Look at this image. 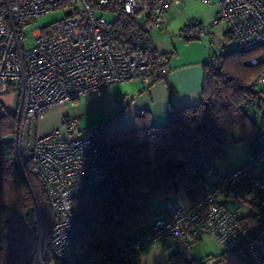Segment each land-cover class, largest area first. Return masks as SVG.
Segmentation results:
<instances>
[{"label":"built area","instance_id":"1","mask_svg":"<svg viewBox=\"0 0 264 264\" xmlns=\"http://www.w3.org/2000/svg\"><path fill=\"white\" fill-rule=\"evenodd\" d=\"M207 1V0H202ZM181 0H0V117L7 111L1 98L13 96L15 125L11 139L21 168L31 163L51 210L48 246L65 264H92L89 245L74 207V200L104 180L108 169V136L101 124L78 135L71 132L77 120L67 119L61 129L36 133V120L52 105L107 86L138 80L150 86L169 72V57L151 43L155 27L167 23V12ZM211 26L220 21L235 40V48L249 51L264 44V0H218ZM68 13L46 32L32 30L29 45L25 26L53 10ZM185 38L210 35L209 27L189 19L182 27ZM214 47L229 49L223 35L210 40ZM258 58H252L255 64ZM264 86V70L253 78ZM252 100H247L249 106ZM251 108L257 120L264 110V95ZM264 160V131L253 142L252 152L241 166L227 173L206 169L209 180L204 195L186 207L166 200L146 230H136L118 251L123 260L135 258L145 245L169 240L170 249L190 255L201 264L213 259L192 253V241L209 234L239 264H264V233L250 240L241 225V208H229L225 200L258 198L264 203V175L255 161ZM39 246L33 264H42Z\"/></svg>","mask_w":264,"mask_h":264},{"label":"trees","instance_id":"2","mask_svg":"<svg viewBox=\"0 0 264 264\" xmlns=\"http://www.w3.org/2000/svg\"><path fill=\"white\" fill-rule=\"evenodd\" d=\"M223 35L232 38L227 31ZM210 50L198 104L172 109L165 125L137 124L108 137L106 177L74 200L92 264H136L135 258H119L118 251L161 209L153 201L180 193L190 203L197 201L206 190V169L223 157L224 138L238 132L253 147L264 131V110L251 119V108H258L264 95V86L253 81L264 70V44L241 52L217 51L210 42ZM252 58L258 61L252 64ZM14 125L12 112L0 117V264H33L40 241L42 264H65L48 246L51 210L45 190L30 162L19 165L12 139L5 140ZM263 221L260 204L242 215L250 240L261 235ZM165 264L201 263L177 249Z\"/></svg>","mask_w":264,"mask_h":264},{"label":"crops","instance_id":"3","mask_svg":"<svg viewBox=\"0 0 264 264\" xmlns=\"http://www.w3.org/2000/svg\"><path fill=\"white\" fill-rule=\"evenodd\" d=\"M215 0H181L167 12V23L153 28L151 43L160 53L169 57V72L150 86H144L138 80H128L113 83L100 92L89 93L69 102L50 106L37 120L36 133L44 135L52 130L61 129L63 122L74 118L77 120L75 130L70 133L62 130L64 136L78 135L94 124H101L108 137L117 132L135 127L137 124L165 125L172 109L183 108L198 104L202 98L203 67L209 61L210 42L201 37L185 38L182 27L189 19L201 23L212 18L217 11ZM226 30H223V33ZM216 50H220L216 47ZM11 97L14 110L13 96L5 94L1 100L7 105L6 97ZM223 157L214 163L220 173H227L241 166L252 152V142L241 139L238 132L224 138L221 145ZM255 171L264 175V160L255 161ZM207 178V177H206ZM209 185L207 178L206 188ZM172 200L180 206L190 204L184 194L176 195ZM156 208L164 205V200H158ZM229 208L240 207L242 215L252 213V208L260 204L258 198L240 200L226 199ZM264 211V203L260 204ZM152 222L143 227L147 229ZM258 234L264 233V221L260 224ZM249 233V232H248ZM251 233V231H250ZM204 237L192 241V252L203 257H212L216 264H239L237 256L227 253L220 258V249L205 246ZM208 242V240H206ZM172 253L169 240L155 245H145L135 256L136 264H165V259Z\"/></svg>","mask_w":264,"mask_h":264},{"label":"rangeland","instance_id":"4","mask_svg":"<svg viewBox=\"0 0 264 264\" xmlns=\"http://www.w3.org/2000/svg\"><path fill=\"white\" fill-rule=\"evenodd\" d=\"M215 2L219 7L218 0H215ZM217 11H218V9H217ZM217 11L214 13L212 18L203 22V25L209 27V30L211 32L210 35H203L201 37L204 41L210 42V40L221 39L223 36L222 35L223 30L227 29L226 24L223 21H220L217 25L211 26L213 20L216 17ZM67 13H68V9L61 8L58 10H53V11H51L45 15H42L37 20L29 21L27 23V25L25 26V33H26L27 42L29 43V45L32 44L31 33H32L33 29H35L36 27H46V26L48 27V26L52 25L53 22L61 19ZM227 42H228V45L231 47V49H235L236 43H235L234 39H232V38L228 39ZM6 99H7L6 100V102H7L6 107L9 111H12V102H11L10 95L7 96ZM8 139H11V135H8L5 137V140H8ZM153 202H154L155 206H157V204H159V201L157 199H155ZM203 237H204L203 241L206 242V243H204L205 246H209V244H211V247L215 248V250L220 249L221 251H223L222 244L220 242H218V240L216 238H214L213 236H211L209 234L203 235ZM206 240H208V242ZM40 250H42V241H40V244H39V251ZM194 255H196L198 257H203V256H200L201 254H199V253L198 254L196 253Z\"/></svg>","mask_w":264,"mask_h":264}]
</instances>
